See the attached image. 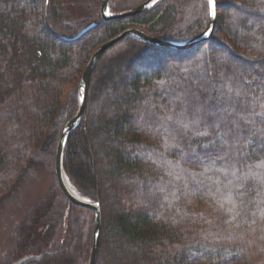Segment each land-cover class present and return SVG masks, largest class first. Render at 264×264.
Listing matches in <instances>:
<instances>
[{
	"label": "trees",
	"instance_id": "trees-1",
	"mask_svg": "<svg viewBox=\"0 0 264 264\" xmlns=\"http://www.w3.org/2000/svg\"><path fill=\"white\" fill-rule=\"evenodd\" d=\"M63 1L0 0V205L29 171L53 178L0 264L43 254L27 264L88 263L94 213L68 204L54 158L96 48L128 29L184 43L209 20L205 0H161L103 22L93 0L71 24ZM145 1L109 0L108 10ZM215 1L205 42L176 50L127 36L93 69L62 168L100 205L95 264H264V0Z\"/></svg>",
	"mask_w": 264,
	"mask_h": 264
},
{
	"label": "water",
	"instance_id": "water-1",
	"mask_svg": "<svg viewBox=\"0 0 264 264\" xmlns=\"http://www.w3.org/2000/svg\"><path fill=\"white\" fill-rule=\"evenodd\" d=\"M160 1L161 0H147L144 3L140 4L139 6H136L135 8L130 9L128 11L122 12L120 14H111L108 10L109 0H101L100 8H99L100 19L101 21L106 22L112 20H119L127 17H133L135 15L141 14L149 10ZM205 1L207 2V0ZM215 13H216V9H215ZM215 21H216V14H215V18L209 15V20L206 28L199 35L184 43L166 42L150 37L138 29H128L116 35L115 37H112L109 40L103 42L101 45L98 46V48L93 52V54L89 58L80 77V82H79L80 104L78 111L75 114V116L72 119H70L63 127V130L60 134V137L56 145L55 158H54L55 179L60 188V191L67 199L68 204L81 209L90 210L94 213L92 245H91L90 255L87 264H95L96 255L99 247L100 234H101V208L98 203H91L83 198L81 199L77 198L69 192L64 181L65 175L63 173V168H62V157H63V148L68 134L76 127V125L81 120L84 114L86 108V102H87V91H88L89 81L97 61L107 50H109L111 47L122 41L127 36H134L139 40H141L142 42L154 47L170 48L176 50L189 49L201 42H205L209 38V36L212 34L214 30ZM92 27L93 25L86 27L84 30H82L79 33L78 37L84 34L85 32H87ZM46 255L49 256V254ZM43 256L45 255L43 254V255L26 256L15 261L13 264H27L28 262L39 260Z\"/></svg>",
	"mask_w": 264,
	"mask_h": 264
},
{
	"label": "rangeland",
	"instance_id": "rangeland-1",
	"mask_svg": "<svg viewBox=\"0 0 264 264\" xmlns=\"http://www.w3.org/2000/svg\"><path fill=\"white\" fill-rule=\"evenodd\" d=\"M63 2L64 14L71 24L77 20H87L89 12L86 13L83 7L84 9L89 7L90 10L93 5L95 6L93 0H64ZM106 96L101 95L103 99L107 98ZM99 129L95 128L92 132L93 135ZM52 190L53 178L50 172L31 170L24 175L20 185L12 195L0 205V258L14 254L18 245V242L16 243V236L18 235L16 230L19 226L29 224L33 214L41 210L44 202L53 196ZM263 230L264 227L259 233L260 236L264 235ZM260 258L262 259V256Z\"/></svg>",
	"mask_w": 264,
	"mask_h": 264
},
{
	"label": "snow or ice",
	"instance_id": "snow-or-ice-1",
	"mask_svg": "<svg viewBox=\"0 0 264 264\" xmlns=\"http://www.w3.org/2000/svg\"><path fill=\"white\" fill-rule=\"evenodd\" d=\"M207 9L209 14L215 18V9H216V4H215V0H207ZM257 167H264V163L257 165Z\"/></svg>",
	"mask_w": 264,
	"mask_h": 264
},
{
	"label": "bare ground",
	"instance_id": "bare-ground-1",
	"mask_svg": "<svg viewBox=\"0 0 264 264\" xmlns=\"http://www.w3.org/2000/svg\"><path fill=\"white\" fill-rule=\"evenodd\" d=\"M64 181H65V185L67 186L69 192H70L71 194H73L75 197L81 199V197H80V196L75 192V190L71 187V185L69 184V182H68V180L65 178V176H64ZM93 224H94V223H93Z\"/></svg>",
	"mask_w": 264,
	"mask_h": 264
}]
</instances>
